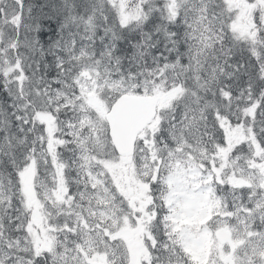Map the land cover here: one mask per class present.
<instances>
[{
	"label": "snow or ice",
	"instance_id": "6c2138e0",
	"mask_svg": "<svg viewBox=\"0 0 264 264\" xmlns=\"http://www.w3.org/2000/svg\"><path fill=\"white\" fill-rule=\"evenodd\" d=\"M0 264H264V0H0Z\"/></svg>",
	"mask_w": 264,
	"mask_h": 264
}]
</instances>
